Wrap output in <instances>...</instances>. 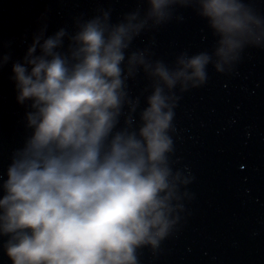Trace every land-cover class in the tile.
I'll return each instance as SVG.
<instances>
[{
	"label": "clouds",
	"instance_id": "obj_1",
	"mask_svg": "<svg viewBox=\"0 0 264 264\" xmlns=\"http://www.w3.org/2000/svg\"><path fill=\"white\" fill-rule=\"evenodd\" d=\"M177 2L188 0H147L145 19L133 12L116 24L105 12L79 25L67 52L59 51L63 29L42 43L38 35L25 62L13 64L18 102L32 100L34 131L0 185V236L8 237L11 264H138V249H155L169 234L179 173L167 155L173 112L165 89L204 81L210 57L182 55L170 70L144 51L125 52L148 19L163 22ZM197 3L219 36L221 59L264 40V22L241 0ZM138 68L158 82L138 128L129 115L116 130L124 106L130 114L137 108L125 81Z\"/></svg>",
	"mask_w": 264,
	"mask_h": 264
},
{
	"label": "water",
	"instance_id": "obj_2",
	"mask_svg": "<svg viewBox=\"0 0 264 264\" xmlns=\"http://www.w3.org/2000/svg\"><path fill=\"white\" fill-rule=\"evenodd\" d=\"M264 22V0H241ZM166 19H148L133 38L125 56L144 51L149 62L170 70L178 59L200 53L210 59L204 81L177 82L165 89L173 117L168 153L173 174L179 173L175 222L157 248L137 250L138 264H264V40L245 43L228 59L216 55L219 36L200 15L197 0L174 3ZM109 13V23L138 12L145 19L147 0H0V185L15 154L33 134L27 115L32 100L19 103L12 72L23 64L39 35L43 39L63 29L61 52L79 25ZM37 47L34 55H39ZM186 54V55H185ZM126 63V61H125ZM219 65V68H217ZM123 66V65H122ZM157 78L143 68L125 81L128 99L138 101L131 114L126 104L116 130L138 128ZM0 189V198L3 196ZM7 236H0V264Z\"/></svg>",
	"mask_w": 264,
	"mask_h": 264
}]
</instances>
